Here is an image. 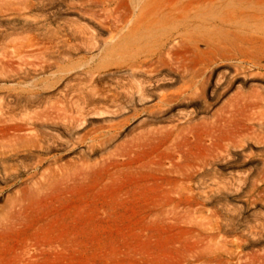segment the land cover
Instances as JSON below:
<instances>
[{
  "label": "rangeland",
  "instance_id": "1",
  "mask_svg": "<svg viewBox=\"0 0 264 264\" xmlns=\"http://www.w3.org/2000/svg\"><path fill=\"white\" fill-rule=\"evenodd\" d=\"M86 1L0 0V222L13 225L0 231V258L264 264V58L202 42L147 75L159 39L133 33L136 5L91 12ZM239 2L264 15V0ZM243 22L241 35H255ZM175 125L180 135L123 156ZM149 162L196 169L193 190L170 192L174 176ZM62 172L77 177L67 189Z\"/></svg>",
  "mask_w": 264,
  "mask_h": 264
},
{
  "label": "bare ground",
  "instance_id": "2",
  "mask_svg": "<svg viewBox=\"0 0 264 264\" xmlns=\"http://www.w3.org/2000/svg\"><path fill=\"white\" fill-rule=\"evenodd\" d=\"M125 1L127 0H89L84 2L81 7L86 8L91 12H94L95 8H100L102 12L109 13L111 4H118L120 2L123 3ZM129 1L136 5V7H134L136 10L135 14L138 16V23L136 22L137 27L133 28V33H135V31L146 29V33L148 32V34H151L150 37H152L154 33H157L159 39V45L156 46L157 49L153 50L152 54L144 61L146 67L148 68L145 69V72L149 70V74L147 73V75H151L150 73H152V75H158V73L163 69L170 67L171 63L173 62L176 50L180 48L186 49L191 47L197 51V46L202 42L207 43V49L212 52L214 50H227L228 53L232 55V57H234V52H237L239 55H241V57L244 58L255 57L254 53H256V58H259L260 60L261 58H264V15H258L259 12H257V9L252 6V8L248 7V5L246 6L245 3H234V0ZM124 9L125 7H123V10ZM114 11L115 9L113 12ZM113 19L116 20L117 18L113 17ZM245 21H249L253 24L249 26L248 23V26L249 29H256L255 35L253 34L254 32L247 34L244 32L245 35H241V32L237 30L239 29L237 28V25H240L242 22L245 23ZM235 29L237 31H235ZM258 34H261V36ZM138 64H140V62H138L135 66L137 67ZM169 98V95H164L161 98V102L165 103ZM227 118L228 117H226L223 121L221 120L220 122L217 119L216 122L212 124L215 134L218 131L217 128L223 129L222 126H226L227 128V122L229 119ZM175 132L178 133L177 135H180L181 133L177 125L148 131L147 133L142 134L138 138L137 142L132 147H130L129 150L127 149L126 153L124 152L123 156L129 157L130 154L134 153V151H137L133 150V148L142 149L146 146L148 147V145L153 143L155 140H161L164 137L171 138ZM146 169L151 173L153 172L154 174H163L169 177L170 175H173V181L171 183V187L169 188L170 192L175 193L179 190L182 192L193 190L192 185L188 181H192L194 177L195 173L191 172L194 168L191 171H184V169H179L175 164L167 167L160 162L158 164H150L149 162V165L146 166ZM59 178L61 180V186L67 189L76 182L77 177L73 172H66L65 174L62 172L59 174ZM195 185L199 186L198 184ZM21 212L22 209L18 210L14 215L19 214L20 216ZM12 227L13 225L11 220H7L3 223L0 222V231ZM34 246H36L35 249L30 250L37 253L59 252V249L55 247L47 249L46 247L41 248L42 245ZM216 250L218 249L216 248ZM214 252L216 253L217 251ZM214 258H217V256L214 255ZM35 259V255H32L28 250L24 254L11 259L0 258V264H35ZM202 259L207 260V257H202Z\"/></svg>",
  "mask_w": 264,
  "mask_h": 264
}]
</instances>
